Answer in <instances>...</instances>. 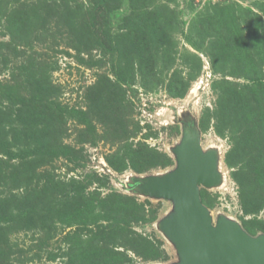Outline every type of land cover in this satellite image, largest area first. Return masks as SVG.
I'll return each mask as SVG.
<instances>
[{
	"label": "rangeland",
	"instance_id": "1",
	"mask_svg": "<svg viewBox=\"0 0 264 264\" xmlns=\"http://www.w3.org/2000/svg\"><path fill=\"white\" fill-rule=\"evenodd\" d=\"M218 155L201 187L264 234V0H0V264H175L185 131Z\"/></svg>",
	"mask_w": 264,
	"mask_h": 264
},
{
	"label": "water",
	"instance_id": "2",
	"mask_svg": "<svg viewBox=\"0 0 264 264\" xmlns=\"http://www.w3.org/2000/svg\"><path fill=\"white\" fill-rule=\"evenodd\" d=\"M173 153L175 170L133 181L141 183V194L173 203L160 229L177 249L175 264H264V234L252 236L224 216L215 223L202 202L201 187L213 188L222 181L217 152L203 150L192 130L184 132Z\"/></svg>",
	"mask_w": 264,
	"mask_h": 264
},
{
	"label": "bare ground",
	"instance_id": "3",
	"mask_svg": "<svg viewBox=\"0 0 264 264\" xmlns=\"http://www.w3.org/2000/svg\"><path fill=\"white\" fill-rule=\"evenodd\" d=\"M165 175V174H164ZM159 176H163V175H159ZM222 182V181H221Z\"/></svg>",
	"mask_w": 264,
	"mask_h": 264
}]
</instances>
